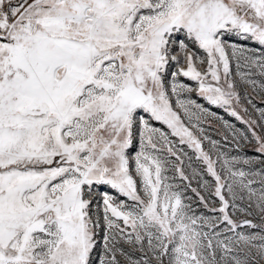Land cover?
I'll return each mask as SVG.
<instances>
[{"label":"snow or ice","instance_id":"snow-or-ice-1","mask_svg":"<svg viewBox=\"0 0 264 264\" xmlns=\"http://www.w3.org/2000/svg\"><path fill=\"white\" fill-rule=\"evenodd\" d=\"M0 264H264V0H0Z\"/></svg>","mask_w":264,"mask_h":264},{"label":"rangeland","instance_id":"rangeland-1","mask_svg":"<svg viewBox=\"0 0 264 264\" xmlns=\"http://www.w3.org/2000/svg\"><path fill=\"white\" fill-rule=\"evenodd\" d=\"M180 79H181L182 81H184L185 83L192 84L193 86H195V85H194V82L188 80L187 78L180 77ZM192 95H193V97H195V93H193ZM201 102H203V101H201ZM214 110H216V111L218 112L219 115H226V114L223 112V110H220V109H214ZM209 179H210V178H209ZM194 186H195V185H194ZM189 194H191V193H189Z\"/></svg>","mask_w":264,"mask_h":264}]
</instances>
